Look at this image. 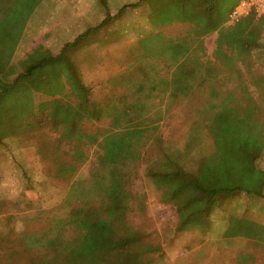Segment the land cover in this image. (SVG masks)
I'll return each mask as SVG.
<instances>
[{"label":"rangeland","instance_id":"obj_1","mask_svg":"<svg viewBox=\"0 0 264 264\" xmlns=\"http://www.w3.org/2000/svg\"><path fill=\"white\" fill-rule=\"evenodd\" d=\"M131 1L135 0H43L23 31L15 64L9 75L8 72L4 75L5 81L27 73L29 67L42 59H54L37 72L31 71L27 75L30 78H23L4 98L5 107L18 123L1 109L5 118L0 120V131L14 133L0 142V264H32L48 255L53 245L69 241L75 228L86 232L94 227L83 219L78 202L83 193L82 182L90 177L89 162L98 148L93 145L89 149L88 163L77 164L62 152L59 140L79 135L87 124V128L105 127L111 117L102 118L105 111L102 103L107 97L125 103L136 92L137 97L147 96V102H151L155 97L152 85L157 81L161 91H165L164 96L169 95L171 78L180 75L192 62L187 41H179L178 48H171L169 55H165L169 45L176 43L170 22L178 13L177 4L169 0H145L119 14L121 6ZM233 1L236 0H225L221 5ZM221 27L227 35L238 33L243 38L251 37V33L259 35V44L247 53L245 63L237 56L240 51L237 46L225 44L224 48L227 55L235 57L236 67L243 73L240 87L233 81L227 85L236 88H233L236 96L243 98L250 93L252 100L263 106L253 114L246 109L240 119L235 116L236 106L225 110L230 115L223 122L199 119L198 135L204 137L203 144H207L209 151L225 142L230 148H237L238 139L249 140L245 131L252 125L257 128L262 122L264 128V114L260 115L264 113L262 90L245 83H250V75L264 79V14H252L236 24L228 18ZM89 28H93L92 32L77 45L65 47ZM191 28L190 24H175L174 32L184 36ZM200 38L204 59L214 60L217 32ZM79 76L88 88L87 97L73 80L79 81ZM131 76L132 87L125 88L123 83ZM204 90L200 97L194 92L195 100L175 106L159 122L165 140L181 144L188 128L186 123L193 117ZM254 115L258 121H252ZM97 116L101 120L96 123L93 120ZM91 121L95 123L90 124ZM148 156L133 168L127 184L130 196L126 220L115 225L125 233L137 232L142 244L153 247L148 254L151 264H264L263 197L249 195L242 189L238 194L217 198L210 205L209 214L198 219L194 216L191 221L189 215L200 204L187 205L184 192L172 195L170 180L153 181L146 176ZM178 211L185 226L207 225L222 233H212V243H203L204 248H195L194 242L191 245L186 238L182 247L169 252L162 246V238L168 227L182 225L178 222ZM220 237L224 240H219Z\"/></svg>","mask_w":264,"mask_h":264},{"label":"trees","instance_id":"obj_2","mask_svg":"<svg viewBox=\"0 0 264 264\" xmlns=\"http://www.w3.org/2000/svg\"><path fill=\"white\" fill-rule=\"evenodd\" d=\"M42 1L0 0V120L5 118L1 113L2 109L5 115L18 123L5 107L4 97L14 91L31 71L54 59H42L35 66L29 67L27 73H20L13 80L3 79L14 64L15 53L29 19ZM144 1L124 3L119 14H122L123 10L139 6ZM169 1L177 4L179 9L170 22L176 43L169 45L165 55H169L171 48H178L179 41H187L189 43L186 46L187 52H190V60L193 63L187 64L180 75L171 78L169 95L164 96L165 91H161L163 89L157 85V81L152 85L155 97L151 102H147V96L137 97L136 92L130 95L125 103L111 101L107 97L102 103L105 109L102 118L111 117L105 127L94 125L87 128L89 126L87 124L79 135L63 136L59 140V144H63L60 146L62 152L71 156L77 164L88 163L89 149L93 145L98 148L95 158L89 162L90 177L88 181L82 182L83 193L78 202L83 219L94 227L86 232L75 228L69 241L53 245L48 255H42L32 264H151L148 254L152 252L153 247L142 244L143 239L137 232L125 233L115 225L126 220L130 196L127 190L128 180L133 175V168L147 154L149 156L145 163L146 176L153 178V181L170 180L172 195L184 192L187 205L200 204V207L189 215L191 217L188 219L191 221L194 216L198 219L199 216L209 214V207L217 198L238 194L242 189H246L249 195L264 198L262 122L257 128H253L256 125H252L245 131L246 137L248 134L250 136L249 140L236 137L237 148H230L225 142L220 147H214V151H209L207 144H203L204 137L198 135L199 119L213 120L214 123L223 122L229 119L230 113L225 110L230 107H238L235 116L239 119L246 109H251L253 114L262 108L259 107L263 106L260 102L252 100L250 93L242 95L243 98L236 96L233 90L236 88L227 85L233 81L240 87L243 73L236 67L235 57L227 55L224 48L225 44L231 48L237 46L240 50L237 56L245 63L247 53L259 44V35L251 33V37L243 38L242 34L227 35L228 33L222 30V24L240 0L228 5L225 3V6L221 5L225 0ZM180 23L192 26L187 35L181 36L174 32L175 24ZM92 30L93 28H89L65 47L77 45ZM212 32H217L215 57L214 60L204 59L200 37ZM68 68L71 70L69 64ZM249 77L251 81L250 83L246 81V85L248 87L250 84L254 85L257 90L260 88L261 96H264L263 77L254 75ZM73 80L76 87L87 97L88 88L80 79ZM131 82H134L132 76L127 78L123 85L125 88H131ZM202 90H204L202 100L198 101L193 117L186 123L188 128L181 144L175 145L165 140L160 132L159 122L169 116L175 106L190 104L191 99L195 100L196 98L192 97L194 92L200 97ZM142 91L148 93L143 88ZM251 119L258 121L256 115ZM100 120L101 116H97L93 121L97 123ZM28 127H33V123ZM13 133L0 131V142ZM259 142L260 145L257 146ZM71 170L76 171V168ZM180 224L186 225L185 219L181 218Z\"/></svg>","mask_w":264,"mask_h":264},{"label":"crops","instance_id":"obj_3","mask_svg":"<svg viewBox=\"0 0 264 264\" xmlns=\"http://www.w3.org/2000/svg\"><path fill=\"white\" fill-rule=\"evenodd\" d=\"M14 64H15V62H14ZM13 65L11 66L10 70L12 69ZM41 67L35 69L32 72H34V73L37 72ZM10 70L8 71V73H10ZM27 78L29 79L30 77H27ZM4 98L6 99V96ZM178 213H179V211H178ZM178 218H179L178 222L181 223V219H180L181 214L180 213L178 214ZM214 232H215V230L213 231L212 228H208L207 225L193 227L190 225L189 226H185V225L184 226H182V225L178 226V224H176V226L168 227L167 230L164 231V233L166 235L162 238V246L166 250H169V252H171L174 249L176 250V249L182 247L183 246V240L185 241V239L188 238L189 243H191V245L194 242L195 248H204L203 247L204 245H202L203 243H212L210 241L212 239L211 234L212 233L214 234ZM217 232L222 233V231H219V230L216 231L215 233H217ZM218 239L224 240V237H220ZM173 258H175V257H173Z\"/></svg>","mask_w":264,"mask_h":264},{"label":"built area","instance_id":"obj_4","mask_svg":"<svg viewBox=\"0 0 264 264\" xmlns=\"http://www.w3.org/2000/svg\"><path fill=\"white\" fill-rule=\"evenodd\" d=\"M252 14H264V0H240L229 14V22L232 24L239 23Z\"/></svg>","mask_w":264,"mask_h":264}]
</instances>
